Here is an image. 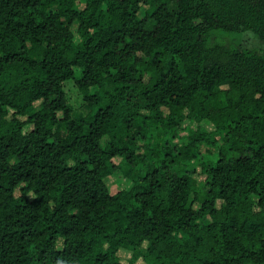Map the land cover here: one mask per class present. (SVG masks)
<instances>
[{"label": "trees", "instance_id": "16d2710c", "mask_svg": "<svg viewBox=\"0 0 264 264\" xmlns=\"http://www.w3.org/2000/svg\"><path fill=\"white\" fill-rule=\"evenodd\" d=\"M134 263L264 264V0H0V264Z\"/></svg>", "mask_w": 264, "mask_h": 264}, {"label": "rangeland", "instance_id": "374dc122", "mask_svg": "<svg viewBox=\"0 0 264 264\" xmlns=\"http://www.w3.org/2000/svg\"><path fill=\"white\" fill-rule=\"evenodd\" d=\"M219 35H221L224 38L225 42L231 41L235 44H238V43L243 44L244 43L253 49H257L259 47V43L254 38V35H252L251 33H248V32L219 33ZM62 87H63L67 101L69 102L70 106L72 108L78 107L79 106V98H80L79 93L76 90V88L73 86V84L70 82V80L64 81L62 83ZM114 160H117V159H114ZM105 182L107 184L109 191H111V192L127 185V180L119 172H114L113 174L107 176L105 178ZM128 254L129 253L124 251V250L119 251V255L123 259L127 258ZM134 264H140V263H134Z\"/></svg>", "mask_w": 264, "mask_h": 264}]
</instances>
